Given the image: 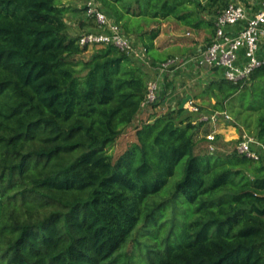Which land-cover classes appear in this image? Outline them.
<instances>
[{"label": "trees", "instance_id": "trees-1", "mask_svg": "<svg viewBox=\"0 0 264 264\" xmlns=\"http://www.w3.org/2000/svg\"><path fill=\"white\" fill-rule=\"evenodd\" d=\"M94 2L147 62L112 44L82 57L67 13L101 27L70 3L0 0V264H264V154L198 151L207 139H196L200 113L225 111L264 148V58L191 94L210 109L153 113L115 160L107 153L173 57L155 45L161 23L213 34L228 1Z\"/></svg>", "mask_w": 264, "mask_h": 264}, {"label": "built area", "instance_id": "built-area-1", "mask_svg": "<svg viewBox=\"0 0 264 264\" xmlns=\"http://www.w3.org/2000/svg\"><path fill=\"white\" fill-rule=\"evenodd\" d=\"M86 15L94 17L101 29L81 33L79 37L81 45L90 47L112 44L143 62L148 61L145 48L133 37L127 35L94 0L88 1ZM213 24L214 32L203 50L189 60H194L199 68L208 66L211 69V75L217 77L221 76L230 81L246 78L264 58V0L230 1L215 16ZM234 27H238L237 30L233 29ZM178 62V58L173 56L156 66L155 77L148 82L143 106L158 101V92L166 73L170 72L172 67L184 64V61L179 64ZM187 62L188 60L185 61ZM214 69H218L219 72ZM193 101V99L187 101L184 105L185 109L200 113L199 107ZM220 116L224 120L230 119L224 111L210 114L200 113L197 120L215 125ZM212 132L214 131L203 135L207 139V150H210V153L216 150L215 136ZM235 149L239 154H244L254 160L259 159L260 154H264L263 146L245 133L238 139Z\"/></svg>", "mask_w": 264, "mask_h": 264}, {"label": "rangeland", "instance_id": "rangeland-1", "mask_svg": "<svg viewBox=\"0 0 264 264\" xmlns=\"http://www.w3.org/2000/svg\"><path fill=\"white\" fill-rule=\"evenodd\" d=\"M60 1L63 3H70L71 5H73V7H76L77 9L81 8L82 10H86L88 7V1L90 0H60ZM70 17L71 14L67 13L66 21L68 23L69 31L71 34L85 33L91 30L90 27L88 26L85 25L79 26L78 20L70 19ZM209 37H210V33L205 29H201L199 31H193L191 29L182 27L173 20H166L161 23L160 33L155 40V45L160 53H163L164 55H168V56L169 55L176 56L179 60L178 64L184 61L183 65H187L188 67L186 68L182 66L183 71L182 70L180 71H182L181 73L186 72V74L174 75L172 74L171 71L166 73L162 82L165 84L164 87L167 90V95L170 97L168 98L164 97L154 105L151 104L145 106L144 109L133 120L132 124L123 128L122 133L118 136L114 144H112L110 147L107 148V153L112 158V160H115L126 149L128 144L134 139V135H133L134 127L137 124H139L143 120L148 119L149 116L153 113L160 114L165 112L170 107L172 108L176 107L186 95L196 94L200 92L201 88L204 86V83L208 81V77H205L202 71L199 72V74L193 75L192 72L194 71V69H200V68L199 66L195 65L194 60L191 59L189 60L187 58L195 57L197 53L202 51ZM91 47L92 46H90L88 50L82 54V57L85 58L89 56L91 52ZM138 60L141 61L140 59ZM186 60H188V62L185 64ZM188 64H192L194 67L189 66ZM166 83H167V87H166ZM193 100H194L193 102L197 106L200 105L205 110L210 109L209 108L210 104L213 102V99L207 100L205 103H202L201 99L198 98ZM227 121L228 120H224L220 116L216 127H211L210 124L208 123H204L203 125L207 129L206 133L208 132V129L209 132L214 131L212 133L217 138L214 140V144H216L217 146L216 150L213 151L214 154L226 152V151L222 152L223 150L220 149V143L221 140L226 136L225 133L229 131L228 127L230 125L228 124L229 122ZM205 128H202V130L200 131L202 134H204ZM199 135L200 133L196 134V139H199L200 137ZM237 137H239V133ZM236 141L237 140L229 144V148L227 151H229L231 147L235 146ZM203 145L204 143L203 144L201 142L199 143L198 151H206V148ZM207 152H210V150H207ZM129 249L135 255L137 254V250L132 245Z\"/></svg>", "mask_w": 264, "mask_h": 264}, {"label": "crops", "instance_id": "crops-1", "mask_svg": "<svg viewBox=\"0 0 264 264\" xmlns=\"http://www.w3.org/2000/svg\"><path fill=\"white\" fill-rule=\"evenodd\" d=\"M228 1V3L230 2V1H235V0H227ZM82 16H85L84 15V13L82 12L81 14H79L78 15V17H82ZM75 17H73L72 15H71V17H70V19H74ZM72 24H73V21H72ZM237 28L238 27H234L233 29H235V30H237ZM212 36V34H210V37ZM209 37V38H210ZM190 58V57H189ZM189 58H187V59H189ZM186 64V63H185ZM189 66H193L192 64H188ZM182 66H184V67H188L187 65H177V66H175V67H172V69H171V72H172V74H176V75H181V74H183V75H185L186 74V72L185 73H181L182 71H183V69H182ZM194 67V66H193ZM180 70H182V71H180ZM193 71V70H192ZM195 71V72H194ZM194 71L192 72V74L193 75H196V74H199V72H203L204 73V75H205V77H212V76H216V75H211V69L208 67V66H204V67H202V68H200V69H194ZM154 73H155V71H154ZM165 86V84L162 82L161 83V87H160V89H159V92H158V95H159V99H158V101L160 100V99H162V98H164V97H170V96H168L167 95V90H166V88L164 87ZM173 95V94H172ZM166 98V99H167ZM157 101V102H158ZM145 107V106H144ZM226 122V121H225ZM218 123V122H217ZM217 123H215V125H210L211 127H216V125H217ZM230 126L228 127L229 128V131L228 132H226L225 133V137L221 140V143H220V149L221 150H223L222 152H225V151H227L228 150V148H229V144H231L232 142H234L235 140H237L238 141V139L240 138V136L242 135V134H244V133H242L241 135L239 134V137H237L238 136V133H239V131H237L236 130V128L232 125V124H230V123H228ZM232 125V126H231ZM208 132H209V129H208ZM198 133H200V137H199V139L198 140H200V138H201V136L202 135H204V134H202L201 132H198ZM221 133V132H220ZM217 134V133H216ZM246 134V133H245ZM248 135V134H247ZM237 137V138H236ZM222 138V137H221ZM217 139V138H216ZM233 140V141H232ZM237 141H236V143H237ZM200 143V142H199ZM205 143H206V145L204 144L203 146H205V148H206V150L208 149V142H206L205 141ZM235 143V144H236ZM203 144V143H202ZM232 146V145H231ZM234 147V146H233ZM233 147H231V148H233ZM216 148H217V146H216Z\"/></svg>", "mask_w": 264, "mask_h": 264}, {"label": "water", "instance_id": "water-1", "mask_svg": "<svg viewBox=\"0 0 264 264\" xmlns=\"http://www.w3.org/2000/svg\"><path fill=\"white\" fill-rule=\"evenodd\" d=\"M191 99H192V96H191V95H186V96L180 101V103L177 105L176 108H178V109L184 108V104H185L187 101L191 100ZM172 109H174V107H173Z\"/></svg>", "mask_w": 264, "mask_h": 264}]
</instances>
